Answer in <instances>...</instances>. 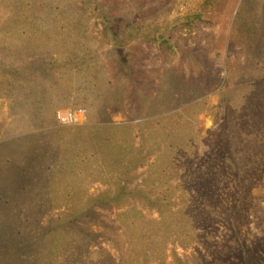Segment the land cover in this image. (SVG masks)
<instances>
[{
    "label": "rangeland",
    "instance_id": "374dc122",
    "mask_svg": "<svg viewBox=\"0 0 264 264\" xmlns=\"http://www.w3.org/2000/svg\"><path fill=\"white\" fill-rule=\"evenodd\" d=\"M243 1L0 0V80L2 73L10 74L16 67H25L33 57L58 58L61 65L67 64L68 68L59 65L57 72L61 71L65 80L62 87L70 93L69 99L61 101L69 103L68 108L85 107L87 122L89 117L93 121H106L111 116L112 121L131 123L136 130L143 126L144 137L138 135L136 142H143L146 151L152 150L150 160H159V165L152 170L138 169L133 184L140 182L146 196L160 197L158 208H150L144 195L129 194L130 188L115 198L114 178L104 176L92 181L89 171L102 163L101 156H90L88 143H74L62 156L70 175L58 176L59 188L50 192L54 196L52 204L32 210L24 202L18 203L20 199L13 204L0 200V264H171L174 252L190 264H234L231 262L240 260L241 252L252 263L261 264L264 174H249L253 179L249 180L251 186H247L242 179L221 170L208 196L192 185L195 170L216 145L215 131L220 130L224 113L220 91L225 81L234 84L242 71L244 45L241 33L233 35V28ZM245 1L249 7L247 16L262 8L263 0ZM102 9L137 18L148 32L147 36L126 37L121 45L135 65L149 75L147 88L151 99L141 107L140 116L132 113L126 101L121 76L110 69L118 53L111 49L109 37L101 28ZM200 10H203L200 27L190 34L173 29V40L167 43L150 38L162 33L166 37L168 21ZM259 12L262 18V10ZM176 40L195 48L197 58L207 61L210 72L219 79L205 87H201L198 79V86L188 91L190 68L187 58L176 47ZM72 53L76 62L81 59L84 64L71 71L72 63L67 60ZM196 75L197 72L194 78ZM78 82H97L101 91H91L86 104L75 106ZM199 88L204 90L202 95L198 94ZM6 92L9 93L8 82L2 81L0 141L61 125L55 119L54 124L31 126L26 112L13 102L15 93ZM101 94L109 97L110 111L98 110ZM52 96H57L56 91ZM200 100H205L206 105L187 108ZM60 134L69 147L71 135L64 131ZM183 136L191 140L189 161L187 149L177 152ZM170 142L176 148H167ZM133 154L122 156L123 164H132ZM240 164L237 159L236 167ZM187 170L190 174L182 182L181 176ZM69 193L71 196L67 197ZM98 194L110 201L105 206H93L90 211V197ZM235 207L239 215L229 221L227 215ZM236 221L239 227L234 233V225L230 224ZM91 232L109 237L99 235L94 239Z\"/></svg>",
    "mask_w": 264,
    "mask_h": 264
},
{
    "label": "trees",
    "instance_id": "16d2710c",
    "mask_svg": "<svg viewBox=\"0 0 264 264\" xmlns=\"http://www.w3.org/2000/svg\"><path fill=\"white\" fill-rule=\"evenodd\" d=\"M261 6V9H254V15L247 16L246 11L249 7L244 0L235 17L233 35L241 33L240 40L244 45L242 48L245 58L242 71L235 83L229 84L225 81L220 91L224 113L220 122V130L215 131L216 145L207 160L200 163L197 167L198 170H195L196 174L192 185L195 190L202 189V194L206 196L211 193L212 183H216V174L221 170L242 179V182H245L247 186H251L249 180L253 179L252 176H248L249 174L259 172L264 174V0ZM260 10H262V18H260ZM202 13L203 10H200L192 15L177 16L166 23L165 27L168 33L166 37L165 33H162L150 38L153 41L167 43L168 40H173V29H179V32L184 30L190 34L193 29L200 27ZM100 15L101 28L109 37L108 42L111 49L118 53L115 60L111 62L110 69L115 70V73L121 76L124 82L123 89L126 90V101L130 105L132 113L135 116H140L141 107L146 106L151 99L147 88L150 85L149 75L140 66L135 65L133 59H130L128 51L122 50L121 45L126 37H136L139 34L147 36L148 32H146L145 25H142L141 21L133 16H121L105 9H102ZM60 27L64 28L62 24ZM174 43L180 53L187 58L190 68L188 89L186 88L188 91L198 86V79L203 85L201 87L209 85L210 81L212 83L219 79L218 76L210 72L207 61L197 58L195 48L181 44L177 40ZM70 56L67 61L72 63L71 71L73 68L76 70L81 68L84 62L81 59L76 62L73 53ZM59 65L68 68L67 64L61 65L58 58L38 59L33 57L25 67H16L10 74L2 73V81L8 82L9 93L6 92L7 95L15 93L13 102H16L17 106L26 112L28 124L33 127L56 123V111L69 107V103L61 102L64 99H69L70 93H66V89L62 87V82L65 83V80L61 76V71L57 72ZM195 72L197 75L194 78ZM2 81L0 80V83ZM92 83L78 82L76 84L78 92L75 106L86 104L90 99L91 91H101L97 82ZM109 84L112 83L109 82ZM197 90L199 95L204 92L200 88ZM53 91H56V97L52 96ZM99 95L100 93L95 94V97ZM109 100L108 96L102 95V100L97 105L98 110L105 111L110 108ZM120 101L124 102L123 99ZM118 102L119 99L116 100L115 106L118 105ZM198 105H206V101H197L187 108L195 109ZM214 107L216 106H207V108ZM199 109L205 108L200 107ZM113 113L114 111L111 112V114ZM173 114L176 115L177 112ZM89 118L90 120L83 124H57L56 127L31 130L0 141V200L4 199L5 204H13L15 200L20 199L18 203L24 202L26 208L31 207L32 210L48 203L52 204L54 196L50 192L55 193L58 190V176L62 175L66 178L70 175V171L66 167L67 162L62 159L63 153L71 145L81 141L90 144V156H101L102 163L97 167L92 166L89 171L93 176L92 181L110 176L117 182L115 198L121 197L119 195H124L130 188L129 194L137 195V197L144 195L150 208H158L160 197L146 196L140 182L133 184V177L138 169L149 167L148 170H152L159 165V160H150L152 150L146 151L143 142H136L138 135L144 137L143 126L136 130L131 123L112 121L111 116L106 121H93L91 117ZM61 131L71 135L72 144L69 147L64 143ZM180 143L182 145L177 148V152L187 149L186 156L189 161L191 140L188 136H183ZM172 147L176 148L170 142L167 148ZM130 152L134 153L133 163L125 165L121 158L124 155H129ZM66 159L68 161V158ZM237 159L241 161L238 167H236ZM233 165L235 168L231 169ZM213 169L214 171L210 172ZM189 174L188 170L182 174V182L187 180ZM66 196H71V193ZM112 198L114 197L111 196ZM90 199L89 210L93 209V206H105L110 201V199L104 200L101 194L91 196ZM53 205H57V203ZM41 212L43 211H40L39 215ZM239 212L236 207L233 208L232 213L227 215L229 221L231 218L236 220ZM71 221L74 225V220ZM15 225H17L16 222ZM230 225H234L233 231L237 233L238 222H232ZM83 235L86 236V232ZM99 235L105 238L109 237L105 233L91 232L90 234L94 239ZM262 251L261 264H264V248ZM241 253L240 260L231 263L255 264ZM174 255L171 264H190L188 261H182L175 252Z\"/></svg>",
    "mask_w": 264,
    "mask_h": 264
},
{
    "label": "built area",
    "instance_id": "2783aa9c",
    "mask_svg": "<svg viewBox=\"0 0 264 264\" xmlns=\"http://www.w3.org/2000/svg\"><path fill=\"white\" fill-rule=\"evenodd\" d=\"M56 119L61 125L83 124L88 120V110L83 106L57 110Z\"/></svg>",
    "mask_w": 264,
    "mask_h": 264
}]
</instances>
